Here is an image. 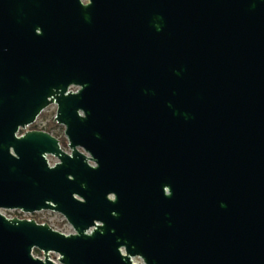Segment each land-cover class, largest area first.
Returning <instances> with one entry per match:
<instances>
[{
    "label": "water",
    "instance_id": "95a60500",
    "mask_svg": "<svg viewBox=\"0 0 264 264\" xmlns=\"http://www.w3.org/2000/svg\"><path fill=\"white\" fill-rule=\"evenodd\" d=\"M46 2L50 56L0 60V264H264V0ZM49 95L70 152L18 135Z\"/></svg>",
    "mask_w": 264,
    "mask_h": 264
},
{
    "label": "flooded vegetation",
    "instance_id": "af4514ba",
    "mask_svg": "<svg viewBox=\"0 0 264 264\" xmlns=\"http://www.w3.org/2000/svg\"><path fill=\"white\" fill-rule=\"evenodd\" d=\"M81 2L83 6H87L91 0H81ZM46 8V0H0V60L50 56L48 51L50 35ZM48 101L50 104L28 127L37 129L36 122L42 117L44 111L55 106L54 95H49ZM55 118L45 130H38L47 131L54 136L53 129L58 123ZM28 127L22 128L24 130L22 134L28 131ZM22 129L18 135H22L20 134ZM60 142L62 146L61 139Z\"/></svg>",
    "mask_w": 264,
    "mask_h": 264
},
{
    "label": "rangeland",
    "instance_id": "374dc122",
    "mask_svg": "<svg viewBox=\"0 0 264 264\" xmlns=\"http://www.w3.org/2000/svg\"><path fill=\"white\" fill-rule=\"evenodd\" d=\"M57 107H58L57 104H55V106L50 107L49 109H46L44 111L42 117H40L38 119V121L36 122V125H38L37 129L45 130V128H47V126L50 123H52L53 119L57 115V113H56ZM27 129L31 130L32 127H28ZM65 130H66V127L64 125L57 123L56 127L53 129V134H54V136H57L58 138H60L62 140V146H63L64 150H66L67 152L68 151L70 152L71 149H70V146H68V137H67V135H65ZM23 131L24 130L22 129L20 134H22ZM48 158H49L51 165H54L59 161V158H56L54 156H48ZM1 212L10 218H15V214L17 213L16 211L13 212V211L6 210V209H3V211H1ZM51 218H52V220H51ZM34 219H36V221H39V222L46 220V222L48 224L52 225L58 231H62V232H66V233H71L72 231H74L72 224H69V222L64 220L63 216L61 214H58V213H54V212L50 213L49 212V213H45V214H37V216H35ZM46 222H44V223H46ZM34 255L36 257L44 258V253H43V251H40V250L39 251L35 250ZM51 259H53L55 262L60 264L59 254L51 253ZM135 262L138 264H143V259L142 258H136Z\"/></svg>",
    "mask_w": 264,
    "mask_h": 264
},
{
    "label": "built area",
    "instance_id": "2783aa9c",
    "mask_svg": "<svg viewBox=\"0 0 264 264\" xmlns=\"http://www.w3.org/2000/svg\"><path fill=\"white\" fill-rule=\"evenodd\" d=\"M75 89V91H76V89H77V87L76 88H73V90ZM51 164V163H50ZM3 211V210H2ZM10 211H16L17 213L15 214V215H17L18 217H20V218H29V219H32V218H34L35 216H37V214H45V213H52V212H54V211H51V210H41V211H37V212H34V213H30V212H24L23 210H21V209H15V210H10ZM54 213H56V212H54ZM58 214H61V213H58ZM62 216H63V218H64V220H66V221H68L67 219H66V217L63 215V214H61ZM51 220H52V218H51ZM44 222H46V220H43L42 221V223H44ZM74 228V227H73ZM72 232H75V230L74 231H72ZM71 232V233H72ZM64 233H66V232H64ZM71 233H66V234H71ZM136 258H139V257H136ZM136 258H134V261L136 260ZM141 258V257H140ZM143 264H145L144 263V261H143Z\"/></svg>",
    "mask_w": 264,
    "mask_h": 264
}]
</instances>
